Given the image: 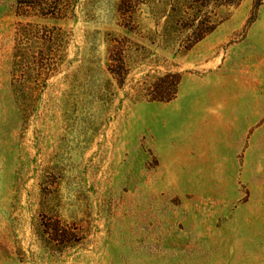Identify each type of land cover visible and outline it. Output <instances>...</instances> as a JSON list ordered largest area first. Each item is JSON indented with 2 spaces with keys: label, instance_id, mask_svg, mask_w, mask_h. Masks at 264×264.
<instances>
[{
  "label": "rangeland",
  "instance_id": "374dc122",
  "mask_svg": "<svg viewBox=\"0 0 264 264\" xmlns=\"http://www.w3.org/2000/svg\"><path fill=\"white\" fill-rule=\"evenodd\" d=\"M0 264H264V0H0Z\"/></svg>",
  "mask_w": 264,
  "mask_h": 264
}]
</instances>
